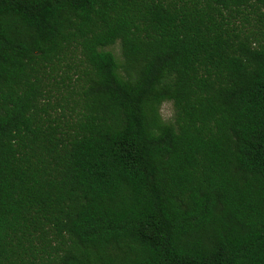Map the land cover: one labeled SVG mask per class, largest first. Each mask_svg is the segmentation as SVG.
<instances>
[{
    "label": "trees",
    "instance_id": "1",
    "mask_svg": "<svg viewBox=\"0 0 264 264\" xmlns=\"http://www.w3.org/2000/svg\"><path fill=\"white\" fill-rule=\"evenodd\" d=\"M0 264H264V0H0Z\"/></svg>",
    "mask_w": 264,
    "mask_h": 264
},
{
    "label": "rangeland",
    "instance_id": "2",
    "mask_svg": "<svg viewBox=\"0 0 264 264\" xmlns=\"http://www.w3.org/2000/svg\"><path fill=\"white\" fill-rule=\"evenodd\" d=\"M105 49L110 50L119 62L122 60L118 42L105 47ZM160 113L165 120H170L173 113L172 103L170 101H164L160 106Z\"/></svg>",
    "mask_w": 264,
    "mask_h": 264
}]
</instances>
